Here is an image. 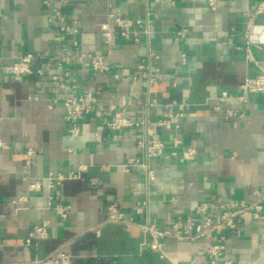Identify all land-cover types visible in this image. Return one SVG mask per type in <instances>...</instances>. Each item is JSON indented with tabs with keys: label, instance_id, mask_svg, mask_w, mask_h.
Wrapping results in <instances>:
<instances>
[{
	"label": "crops",
	"instance_id": "crops-1",
	"mask_svg": "<svg viewBox=\"0 0 264 264\" xmlns=\"http://www.w3.org/2000/svg\"><path fill=\"white\" fill-rule=\"evenodd\" d=\"M261 3L218 0L210 10L206 0H67L62 14L77 33L57 44L58 24L48 16L58 3L0 0V264H34L62 249L72 264H209L203 250L218 242L224 251L217 264L255 262L264 251V219L249 217L234 231L195 242L165 239L166 259L143 244L149 237L140 225L147 219L167 227L196 205L216 200L260 201L264 215V96L224 105L240 110L238 122L213 110L221 92L238 95L242 80L264 69V11L244 36L248 15ZM109 13L147 20L149 41L141 34L137 43L115 35L106 47L100 25ZM179 30L185 35L176 41ZM62 50L103 57L110 69L95 72L87 59L58 65ZM26 54L34 56L32 74L13 77L8 68ZM140 63L149 64V74L159 80L139 78ZM37 69L44 75L36 76ZM65 71L74 79L71 94L94 95L77 137L63 120L62 101L70 94L51 79ZM172 102L186 105L179 130L154 131L166 142L176 137L178 152L190 148L196 155L176 161L168 144L163 157L151 161L155 180L147 186L140 171L118 168L139 157L136 141L145 127L111 132L106 124L123 110L131 121L152 127L161 106ZM70 172L78 177L48 187L49 175ZM35 183L39 190L30 188ZM50 193L70 207L66 220L48 208ZM146 197L147 212L137 216L133 206ZM110 202L117 203L124 222L107 220ZM41 223L48 225L47 237L36 248L25 246Z\"/></svg>",
	"mask_w": 264,
	"mask_h": 264
},
{
	"label": "built area",
	"instance_id": "built-area-1",
	"mask_svg": "<svg viewBox=\"0 0 264 264\" xmlns=\"http://www.w3.org/2000/svg\"><path fill=\"white\" fill-rule=\"evenodd\" d=\"M60 6L55 8L51 15L48 16V22H57V34L54 37V42L61 44L65 42L69 36H74L77 33V28L73 25H68L62 14V7L67 5V0H54ZM218 0H206L207 7L214 10ZM48 4L47 1H44ZM264 11L263 3L259 4L256 10L249 14L244 28V36L248 38L254 19ZM100 32L103 44L107 47L111 44L114 36L117 35L123 41L138 42V36L144 35L149 41L151 31L147 20L128 19L120 14L109 13L106 20L100 25ZM176 41L184 37L183 30L175 33ZM148 58H155L152 51H148ZM90 60V66L93 71L104 73L109 71L110 67L103 57L72 54L68 51H61L58 55V65L70 64L72 60L82 63L84 60ZM34 56L31 54L22 55L18 60L8 68L9 73L19 78L24 75L32 74L31 63ZM89 65V64H87ZM140 71L139 78H147L149 83L159 80V78L149 74V64L140 63L137 68ZM36 76H43L44 72L41 69L34 71ZM52 82L55 88L59 91L70 94L62 101L64 109L63 120L68 125L69 134L72 137H77L82 130L81 121L88 116L94 108V95L89 91H83L78 94H71L73 89L74 79L69 71H65L61 76H52ZM250 95L264 96V69L254 77H245L239 85V94L232 95L228 92H221L216 98L217 105L213 107L215 111H223L224 115L234 121L242 120V113L238 109L223 108L230 101L242 104ZM163 114L152 125L147 127L142 121L134 122L126 118L123 110H117L113 114L111 120L106 124V128L111 132H120L127 129L145 127L143 135L136 141V146L140 150L139 157H133L126 160L125 163L118 166L123 172L140 171L145 178L146 184L151 185L155 180V175L150 167L153 160L160 159L164 155V149L169 144L173 151L170 157L179 162L191 161L195 158V149H183L178 152L177 149L180 141L173 137L170 141H163L159 134L154 129H162L165 131H177L180 128L181 120L185 114L186 105L184 103H168L161 106ZM0 146H2L0 142ZM78 177V172H70L66 177L63 175H49L47 177L48 187H60L66 179H75ZM33 190H39L37 183L31 185ZM253 196L257 197L258 193L253 192ZM148 198L136 201L133 206V211L137 216H143L148 209ZM48 208L60 220H66L70 214V207L62 203L56 195L49 194ZM212 211H217L212 214ZM263 206L260 201L245 203L243 201L216 200L214 202L200 203L185 216H178L167 227L160 228L155 223L149 222L147 219L144 224L140 225L141 231L149 239L143 244L151 251L158 252L161 259H166L163 253V241L165 239H173L178 242H195L200 239L211 236H218L225 231H234L239 223L251 217L254 220L264 219L262 214ZM107 220L111 223H121L125 221L124 214L121 212L117 203L110 202L105 207ZM48 235L47 223H41L32 227L25 241L27 247H37L39 241L44 240ZM224 251L222 243H213L203 250L204 256L208 259L209 264H217L218 258ZM72 257L64 250H59L56 253L49 255L43 259L36 260L34 264H72ZM171 264H177L171 262ZM187 264H197L195 261H190ZM225 264H230L226 262Z\"/></svg>",
	"mask_w": 264,
	"mask_h": 264
},
{
	"label": "water",
	"instance_id": "water-1",
	"mask_svg": "<svg viewBox=\"0 0 264 264\" xmlns=\"http://www.w3.org/2000/svg\"><path fill=\"white\" fill-rule=\"evenodd\" d=\"M252 264H264V251L258 257V259L255 262H253Z\"/></svg>",
	"mask_w": 264,
	"mask_h": 264
}]
</instances>
